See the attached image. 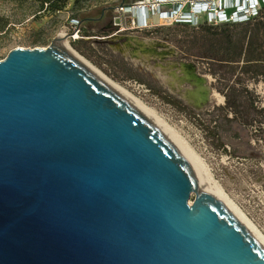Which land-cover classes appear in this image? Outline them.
I'll return each instance as SVG.
<instances>
[{"label": "water", "instance_id": "water-1", "mask_svg": "<svg viewBox=\"0 0 264 264\" xmlns=\"http://www.w3.org/2000/svg\"><path fill=\"white\" fill-rule=\"evenodd\" d=\"M63 40L0 60V264H264L177 145Z\"/></svg>", "mask_w": 264, "mask_h": 264}, {"label": "rangeland", "instance_id": "rangeland-1", "mask_svg": "<svg viewBox=\"0 0 264 264\" xmlns=\"http://www.w3.org/2000/svg\"><path fill=\"white\" fill-rule=\"evenodd\" d=\"M123 1L70 0L62 10L52 13L34 0H0V60L14 48H45L57 35L63 36L60 44L122 86L168 126L225 198L264 236V118L259 112L264 108V79L254 82L242 78L239 85L250 91L254 102L251 107L243 100L241 112L234 117L225 107L226 81L216 79L196 52L186 53L182 38L186 29L177 27H195L206 23V17L199 15L193 23L178 24L181 22L175 21L174 13L183 8L173 11L175 1L143 0L147 24L141 25L131 9L142 0ZM184 10H189V4L184 3ZM102 11H106L103 17L95 19ZM159 15L164 17L159 20ZM83 18L95 20L72 21ZM37 39L44 43L33 47L31 42ZM140 40L154 44L155 53L148 60L125 55L115 47L127 45L143 54ZM174 62H191L214 98L199 107L187 104L185 96L195 86L182 80V71L172 65ZM166 92L199 116L168 102ZM193 199L194 194L189 204Z\"/></svg>", "mask_w": 264, "mask_h": 264}, {"label": "trees", "instance_id": "trees-1", "mask_svg": "<svg viewBox=\"0 0 264 264\" xmlns=\"http://www.w3.org/2000/svg\"><path fill=\"white\" fill-rule=\"evenodd\" d=\"M34 1L47 11L55 13L62 10L70 0ZM125 3L126 0L123 1V4ZM105 12L102 11L95 19L102 18ZM95 19L76 20L79 23ZM177 27L186 29L182 36L186 42V53L195 55L194 52H196L206 62L207 70L216 79L226 81L225 107L234 113V117L241 112L240 109L244 101H249L252 107L254 101L250 99V91L239 84H241L242 78L254 82L264 79V7L259 10L257 16L242 23L217 25L203 23L195 27L187 25ZM43 43V40L37 39L32 41L31 45L34 47ZM74 47L78 49L76 45ZM165 96L168 102L174 106L199 116V113L183 103L181 99L167 92ZM259 112L264 118V108H261Z\"/></svg>", "mask_w": 264, "mask_h": 264}, {"label": "bare ground", "instance_id": "bare-ground-1", "mask_svg": "<svg viewBox=\"0 0 264 264\" xmlns=\"http://www.w3.org/2000/svg\"><path fill=\"white\" fill-rule=\"evenodd\" d=\"M145 1H141L138 4L134 5L131 9L136 15L137 20L141 25L147 24V17L145 14V7L142 6V3ZM164 17V15L158 16ZM157 19V18H156ZM61 36V35H60ZM134 40V39H132ZM141 49L143 54L134 52L127 45H116L115 47L121 50L125 55L139 58L142 57L144 60H148L155 53L154 44L150 40H140ZM68 52H70L73 56H75L78 60H80L83 64H85L88 68H90L94 73H96L99 77H101L104 81H106L110 86H112L115 90H117L121 95H123L127 100H129L133 105H135L142 113H144L156 126H158L181 150L184 156L188 159L191 165L194 167L198 175L202 180L203 189L210 193L211 195H216L221 198L238 216V218L244 223V225L259 239V241L264 245V236L251 224L249 220L239 211V209L232 204L229 200H227L222 192V189L204 172L202 166L194 159L192 155L188 152L187 148L180 142L178 137L170 130L168 126H166L163 122L158 120L152 112L147 109L143 104H141L138 100H136L130 93H128L122 86L118 83L108 79L102 73H100L97 69H95L88 61L83 59L76 52L71 50L66 44H61ZM174 67H178L183 74L182 80L188 81L192 83L195 88L193 90H189L187 95L185 96L186 100H192L194 105L202 106L210 102L214 98V94H212L209 86L206 84L205 79L200 77L197 72L195 66L191 62H174L172 64ZM222 98L220 97V100Z\"/></svg>", "mask_w": 264, "mask_h": 264}, {"label": "built area", "instance_id": "built-area-1", "mask_svg": "<svg viewBox=\"0 0 264 264\" xmlns=\"http://www.w3.org/2000/svg\"><path fill=\"white\" fill-rule=\"evenodd\" d=\"M176 2L177 6L173 11L183 9L174 13L175 21L181 23H193L195 18L206 17V23H242L258 15L260 9L264 7V0H165ZM184 3L189 4V10H184ZM129 8V7H127ZM72 21L78 23L76 19ZM204 23V22H203ZM202 24V23H200ZM199 25V23H198ZM137 86L144 85L134 81Z\"/></svg>", "mask_w": 264, "mask_h": 264}]
</instances>
